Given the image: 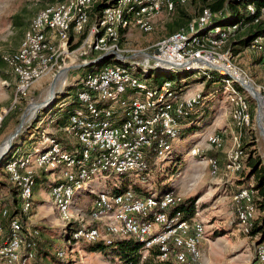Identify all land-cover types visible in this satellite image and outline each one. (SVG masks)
Wrapping results in <instances>:
<instances>
[{
	"label": "built area",
	"instance_id": "built-area-1",
	"mask_svg": "<svg viewBox=\"0 0 264 264\" xmlns=\"http://www.w3.org/2000/svg\"><path fill=\"white\" fill-rule=\"evenodd\" d=\"M98 1L48 0L32 18L18 48L12 52L0 50V63L15 78L11 106L28 94L35 81L75 63L79 57L89 63L107 55L77 82L75 98L67 104L76 103L78 107L70 111L61 130L74 138L76 145L67 148L49 134L42 145L15 153L4 164V170L18 190L22 213L34 206L37 172L57 175L48 193L60 218L67 225L71 221L76 224L67 237L70 247L78 242L110 244L133 238L142 244L144 255L157 247L160 261L199 264L201 246L207 239L206 225L198 210L190 218L173 210L183 200L181 196L173 190L139 195L132 188L95 193L91 183L112 174L144 175L151 164L168 160L182 121L202 99L201 91L187 93L168 79L161 83L148 81L155 71L175 69L205 74L213 70L221 76L230 107L231 145L224 151L223 165L216 157L207 158L209 174L221 182L242 171L245 152L241 134L252 126L250 101L242 88L257 101L264 126V85L252 82L229 48L230 37L242 23L211 24L215 14L204 8L185 27L157 40L150 49H133L121 45L131 28L151 32L162 12L170 14L189 0H114L95 11ZM247 10L255 12L251 4ZM258 18H264V6ZM155 48L160 52L155 53ZM248 49L264 56V36L254 37ZM138 55L142 56L139 60L135 59ZM11 106L0 108V129ZM203 141L207 149L220 150L224 132L207 134ZM200 149L196 145L190 153L196 155L203 151ZM256 192L253 185L238 186L232 195L237 231L244 235H249L256 214ZM83 193L93 195L86 209L88 224L83 209L75 205ZM3 218H7L6 224ZM31 236L24 232L17 216H9L8 209L0 206L1 262L27 264L34 257L35 241ZM65 253L64 249L57 254L63 257ZM255 255L264 263V236Z\"/></svg>",
	"mask_w": 264,
	"mask_h": 264
},
{
	"label": "rangeland",
	"instance_id": "rangeland-1",
	"mask_svg": "<svg viewBox=\"0 0 264 264\" xmlns=\"http://www.w3.org/2000/svg\"><path fill=\"white\" fill-rule=\"evenodd\" d=\"M211 1L207 0L206 2L210 3ZM47 3L48 0H0L1 51L12 52L18 48L32 18ZM205 5L202 0H189L185 5L177 7L182 8L193 17ZM176 18L172 13L162 12L155 19L153 31L144 32L138 28H131L121 40V45L133 49H150L157 40L176 30L173 25H170ZM235 37L237 34L230 37L229 42ZM234 57L238 65L251 77L252 82L264 85V72L262 71L264 56L261 53L247 48L235 54ZM140 58H142L141 55L135 56V59L139 60ZM92 67V64L83 63L82 58L79 57L75 63H68L62 70H55L35 81L28 94L25 97L17 98L16 103L11 106L15 81L9 74L8 68L4 64H0V71L7 72L10 77L7 78L8 86L6 88L0 86V108L11 106L2 120L0 143L20 126L17 135L11 142V148L4 157L7 154L11 155V150L16 148L19 151L18 154L28 152L32 146L42 145L47 135L57 134V131L53 130L57 115L65 111V106L76 94L77 82ZM180 73L153 72L147 78L151 83H161L164 79L178 83L180 79H183V84L188 85L187 89H190L189 86L192 87L191 94L203 90L208 83L207 79L201 78L200 72ZM141 75L144 77L143 74ZM199 83L201 87L198 85ZM209 84L207 95L212 93L214 96L211 100L214 105L213 109L217 108L227 113L230 107L226 100L223 84L216 80ZM242 90L250 101L252 126L244 129L241 134V145L245 152L243 169L230 178L235 185L238 183L241 184L239 186H251L253 177L249 176L248 162L250 157L257 158L264 167V131L258 122L257 101L250 97L245 88ZM46 102L49 103L39 106ZM212 113L207 110L205 114ZM200 132V128L190 134H180L181 132H179L178 137L174 140L173 149L167 156L168 160L162 161L158 165L151 164L147 174L141 175L134 172L112 174L93 181L91 186L95 193L112 191L115 187L120 186L121 189L132 188L134 190L137 188L139 195L173 190L182 199L193 197L195 211L198 210L200 217L204 219L207 230V239L201 246L202 258L199 264H250L256 258L255 249L262 241L261 233L252 236L237 231L232 201L236 187L233 186V182H226V178L218 182L215 177L209 174L207 158L211 156L208 155V151H213L216 156L218 152L215 149H207L205 139L203 141L204 136L198 137ZM231 136L230 132L229 137ZM196 145L200 146V150L203 151L192 155L190 150ZM3 163L4 159H0V206L8 209L9 216H17L22 223L24 232L31 233V237L35 241L34 257L27 264H116L120 261L115 249L91 252L87 250L88 244L78 242L70 247L71 244L65 241L63 233H65L67 224L51 206L49 196L46 194L50 183L57 176L52 174L53 172H37V184L34 190L37 189L39 194L38 192L34 193L35 203L32 210L22 213L19 208L17 188L10 182ZM92 197V194L83 193L76 198V207L83 209L82 216L88 219L85 224H88L89 221L86 209ZM261 214L262 211L257 206L252 227L259 221ZM6 221L7 218H3L5 224ZM68 248L72 250L70 251ZM64 249L65 256L60 257L57 253ZM0 264L6 263L0 261Z\"/></svg>",
	"mask_w": 264,
	"mask_h": 264
},
{
	"label": "trees",
	"instance_id": "trees-1",
	"mask_svg": "<svg viewBox=\"0 0 264 264\" xmlns=\"http://www.w3.org/2000/svg\"><path fill=\"white\" fill-rule=\"evenodd\" d=\"M113 1L114 0H100L98 1V3L95 4L94 10L99 11L102 9L103 6L108 5L110 2H113ZM202 1L205 2L206 5L203 6L198 12V14H196L193 17L189 15L185 10L180 8L181 6L176 7L175 10L171 12L173 15L177 17L175 21L172 22V24H170V25H173L174 28L176 29L172 31L171 33L185 27L192 19L197 17L204 8H208L212 13L215 14V17H213L211 24L218 25V26H226V25L238 23V22L242 23L241 27L238 28V30L235 32V34H237V37H235L234 39H231V41L229 42V48L233 55L241 52L244 49H247L250 41L254 37L264 36V18H260V19L258 18L260 8L264 6V0H212L210 3H207L206 2L207 0H202ZM250 4L253 5L255 8L254 13H250L247 10V6ZM171 30H173V28H171ZM155 72L156 73L174 72L178 74L180 72H181L180 74H183V72L193 73L190 71H182L178 69L170 70V71H155ZM200 74H201L202 79L208 80L207 85L201 91L202 99H203L204 96L208 92L207 86L209 83H211V81L214 82V80H216V81H220L221 83L222 81H221V76L213 70L208 71L206 74L200 72ZM182 81L183 79H180L178 83H174L175 87L183 89L185 87L184 86L185 84H183ZM202 99L200 100L199 104L201 103ZM70 111L71 110L67 111L66 113L67 117ZM189 116L187 118H189ZM61 120H64V118L59 119V121ZM194 131H195L194 128H188V129L183 128L179 130V132H181L180 134H185V133L190 134V133H194ZM33 147L34 146H32L30 150ZM11 152H12L11 155L7 154L3 158L4 159L3 166L15 153H18L19 151L16 148V149H12ZM208 155L211 157H216V154L211 150L208 151ZM154 157L155 155L152 154L151 159L153 160ZM248 163L250 167L249 176L253 177V183H252L253 189L257 191L256 197L254 198L256 202V206H258L260 210L262 211L259 221L255 223L253 227L251 226L249 234L254 236L260 232L261 237L263 238L264 236V167L261 165V162L257 158L250 157ZM37 175L38 174H36L35 179L37 178ZM121 190H124V189H121L120 186H118V187H115L112 191H121ZM137 191H138L137 188H134V192L136 194H138ZM195 209H196L195 199L193 197H190L187 199H183L178 204V206H176L173 210H180L183 212L185 218H190L193 216ZM75 225L76 224L71 222L66 226V229H65L66 232L63 233V237L65 241H67L69 232L75 229L76 227ZM84 244L89 245L87 250L91 252L92 251L100 252V251H105L108 249H115L116 253L120 257L119 262H122V264H175L171 261H160L157 257L159 254V249L157 247L151 248L148 251V253L144 255L142 244L133 238L114 240L110 244H105L103 241H96V242H90V243H84ZM256 263L264 264L263 262H260L257 257L254 258V260L250 264H256Z\"/></svg>",
	"mask_w": 264,
	"mask_h": 264
},
{
	"label": "crops",
	"instance_id": "crops-1",
	"mask_svg": "<svg viewBox=\"0 0 264 264\" xmlns=\"http://www.w3.org/2000/svg\"><path fill=\"white\" fill-rule=\"evenodd\" d=\"M0 64H3V63H0ZM8 72L12 76V78H14V76L10 72V70ZM9 74L7 72L0 71V86H4L5 88L8 86L7 78H10ZM14 81H15V78H14ZM212 82L213 81H211V83ZM198 85H200V83ZM14 86H15V83H14ZM184 86H185L184 89H186V92L190 93V90H192V87L189 86L190 89H187L188 85H184ZM200 87H201V85H200ZM200 91H202V90H200ZM2 97H4V96H2ZM213 97L214 96L212 93H208V95L206 94L204 96V98H205L204 101L200 105L195 106V108H194L193 112L191 113V115L189 116V118H186L182 121V125H181L180 129L194 128V130H197L198 128H200L201 132L198 134V137H202V136H205L207 134H210V133L216 132V131H223L225 133V135H224V146L222 149L217 150L218 153L216 156V158L219 160L220 164L223 165V163H224V151L226 148H228L231 145V137H229V133L232 131V126H231V121H230V116H229V110H228V112H227L228 114H227L220 109L219 110L217 108H216V110L213 109L214 105L211 101L213 99ZM207 101H208V103H207ZM75 107H78V104L74 103L72 105H66L65 111H63L61 114L57 115L56 125L53 127V130L57 131L56 132L57 134H55L54 136L57 137L67 148L74 147L76 145V140L74 138L68 136L65 132H63L61 130V127H62V125H64L67 122V118H68L67 114H66L67 111L72 110ZM204 107H205V110H204ZM215 107H216V105H215ZM207 110H208V112L212 111L213 113L209 114V115L205 114ZM60 118L61 119L64 118V120L59 121ZM173 145H174V141L172 142V149H173ZM172 149H171V151H172ZM226 182L232 183L233 181H232V179H230L229 181H226ZM239 185H241V184L237 183L235 185L233 182L234 187L237 188ZM35 192H38L37 189L34 190V193ZM38 194H39V192H38ZM46 194L49 196V199H50L49 193L47 192ZM50 204L53 207L51 199H50Z\"/></svg>",
	"mask_w": 264,
	"mask_h": 264
},
{
	"label": "water",
	"instance_id": "water-1",
	"mask_svg": "<svg viewBox=\"0 0 264 264\" xmlns=\"http://www.w3.org/2000/svg\"><path fill=\"white\" fill-rule=\"evenodd\" d=\"M160 52V49L159 48H155V53H159ZM107 57V55H102V56H99L97 57L95 60L89 62V64H100L102 63L105 58ZM258 122H261V117H260V114L258 116ZM20 126L16 129V131L12 134V135H9L4 141H7V147L6 149L0 154V159H3L4 158V155L9 151V149L11 148V142L13 140V138L17 135L18 133V130H19ZM264 131V129H263ZM263 238L261 237V240Z\"/></svg>",
	"mask_w": 264,
	"mask_h": 264
},
{
	"label": "bare ground",
	"instance_id": "bare-ground-1",
	"mask_svg": "<svg viewBox=\"0 0 264 264\" xmlns=\"http://www.w3.org/2000/svg\"><path fill=\"white\" fill-rule=\"evenodd\" d=\"M67 66V65H66ZM245 84V83H244ZM246 86V88L248 89V90H250L251 88H250V86H249V84H245ZM49 102H46V103H43V104H40L39 106H42V105H46V104H48ZM260 123V125L263 127V129H264V126L262 125V123L261 122H259ZM6 147H7V141H3L2 143H0V154L6 149Z\"/></svg>",
	"mask_w": 264,
	"mask_h": 264
}]
</instances>
